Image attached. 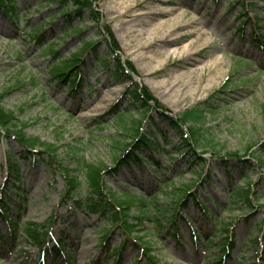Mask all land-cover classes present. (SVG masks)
Instances as JSON below:
<instances>
[{"label":"rangeland","instance_id":"374dc122","mask_svg":"<svg viewBox=\"0 0 264 264\" xmlns=\"http://www.w3.org/2000/svg\"><path fill=\"white\" fill-rule=\"evenodd\" d=\"M45 1L16 0L17 9L12 12L0 4V110L24 122L26 135L52 144L59 166L80 181L74 199L91 194L86 162L97 166L106 197L119 190L150 196L157 192L164 173L174 179L164 190L190 185L209 210L204 213L191 198L175 228H168V216L159 215L164 229L148 220L138 227L143 231L136 228L126 233L120 225L105 245L107 238L101 242L100 231L106 221L101 213L78 209L72 199L62 200L63 171L33 163L0 128V193L21 208L20 223L46 222L54 216L42 252L0 214V264H264V156H260L264 146V0H93L96 25L88 16L73 17V25H86L84 32L59 38L68 29L67 21L56 13L55 4ZM232 1L234 7L229 9ZM242 11L244 15H239ZM38 25L43 32L40 45L31 32ZM111 34L117 46L106 41ZM84 38L98 44L82 52L70 77L53 75L54 63L81 53ZM53 40L60 51L56 60L46 50ZM105 56L108 67L99 61ZM216 59L223 66L211 72L209 65ZM117 62L125 72L113 77ZM129 62L132 68L127 67ZM71 77L79 81L70 85ZM137 86L147 87L163 106L149 113L163 132L160 135L151 126L152 139L164 151H137L144 158L142 163L124 164L108 174L103 169L116 168L113 157L120 153L112 142H131L122 135L125 131L116 121L117 112H130L124 120L127 125L142 116L131 95ZM208 99L214 111L206 112L203 131L216 146L196 145L195 157L191 152L182 155L175 149L181 145L180 138L166 117ZM165 134L169 142L163 139ZM11 152L22 172V180L16 183L6 166ZM236 183L252 184L257 198L252 200L253 208L229 205ZM18 188L27 203L10 198ZM170 197L160 193L157 200ZM136 205L130 208L131 214L137 213ZM4 210L16 217L11 207ZM215 215L230 224V232H215L214 242L206 246L218 227ZM176 228L179 236L174 234ZM125 240L121 256L113 255ZM143 242L151 248L155 263L140 255ZM56 251L61 255L56 256Z\"/></svg>","mask_w":264,"mask_h":264},{"label":"trees","instance_id":"16d2710c","mask_svg":"<svg viewBox=\"0 0 264 264\" xmlns=\"http://www.w3.org/2000/svg\"><path fill=\"white\" fill-rule=\"evenodd\" d=\"M0 4H2L8 11L12 12L11 10L17 9L16 0H0ZM46 4H55L56 5V13L59 14L60 17H65L66 23L64 25L67 26V30L63 31L61 35L57 36L58 38L62 35L67 36H74L75 34H80L84 32L86 25H84L83 22H80L77 25H73L74 20H72L73 17L78 18L80 20H83L85 16H88L92 26L96 25V21H98L97 12L95 11L94 2L93 0H46ZM234 7V2H230L228 8L231 9ZM243 14L244 12H239V15ZM56 14H53L55 16ZM44 21V19H43ZM80 24H83L84 27H81ZM91 26V27H92ZM41 25H38V27H35L31 30L33 33V37L36 38L35 40L38 41V44L40 45L42 43V33L40 29ZM89 27V26H88ZM89 27V28H91ZM104 33V32H103ZM66 36V37H67ZM106 39V38H105ZM106 41L108 43L113 44V46H117L116 42L111 34L110 38ZM53 42H50L46 45L47 52L51 53L53 55V59L56 60L60 56V51H58V47L53 46ZM82 48L81 53L77 52L73 54L75 56V59H64V60H58V65L55 63L50 68V72L53 75H58L59 77L64 76L65 78L70 77V74L74 72V70L78 67V62L80 61V56L82 52L93 48L95 44H98L94 42L93 40H87V38H84L82 41ZM111 47V46H110ZM112 49V47H111ZM45 50V51H46ZM115 57V56H114ZM113 57V58H114ZM99 61L108 67V59L107 57H100ZM128 68H132L131 63H127ZM125 72V69L123 66L117 62L116 69L111 75L113 77H119L123 75ZM77 78H70V85L71 83L74 85L78 81H76ZM131 95L134 98V100L139 104L135 110L139 111L142 116L140 119H131L129 125H127V122H125V118L130 117V112L123 110L121 112H117L116 114V121L118 124L122 125V130L125 131L122 133V135L128 136L131 138V142L129 143H121L120 141H113L112 147L115 148L118 153L114 154V161L117 164L116 168H105L103 169V172L106 173H113L117 172L118 168L121 165L124 164H140L143 162L144 158L137 152L141 151L143 149H151V150H159L164 151V147H161L158 143V141L153 140L152 136L155 135L150 127L153 126L155 131L163 135L162 129L159 127V124L153 119V116L149 113L150 110L156 111L159 110L158 108H162L163 106L160 105L158 101H156L153 96L151 95L149 89L147 87H139L137 86L135 89L131 91ZM210 110L211 112L214 111L211 108L210 99L205 100L197 105H195L192 108H188L183 110L182 112H179L175 117L173 116H167L166 119L169 121L170 126L174 129L178 137L180 138L181 145L179 147H175V149L180 152L182 155H185L189 152L192 153L193 157L194 155V149L196 145H206L214 148L216 146V143H214L213 138H207L206 133H204V126L206 124V112ZM147 116V118H146ZM145 117V118H144ZM149 118V119H148ZM148 119V120H147ZM144 122L147 123L148 128L146 131H143L144 128ZM149 122V123H148ZM0 128L4 129L5 136L7 138L15 140L20 146L23 147V152L25 153L26 158H30L32 162H42L46 163L51 168H55L59 171H63L65 181H66V188L63 193L62 200L66 199H72L73 203L78 209L83 210H89L93 212H100L101 215L104 217L106 224L103 226L101 232V242L103 240H106L105 245L109 243L111 239V235L115 234L114 230L117 226H120L124 228V231L126 233H130L133 230L137 228L138 231H143L142 228H138L139 226L143 225V221H150L153 222L156 225L157 228L164 229L165 227L163 224L158 221L157 217L159 215L162 216H168L169 219V225L168 228H175L177 225L176 220L179 219V215L181 214V211L184 207L187 206V203L189 199H194L196 203H198L201 206V209L204 213H208L209 208L207 207V203L200 201L197 197L196 192H191L190 189L192 188L190 185L188 187L186 186H179V187H172L171 190L167 191L164 190L165 187L172 183L174 180L173 178H168L167 175L163 173V176L159 179L161 180L162 184L161 186H158L157 192H152L150 196L148 195H137L133 192H127L123 190H119L118 193H107L108 197L102 192L103 191V184L101 183V179L99 176V171L97 166L88 164L84 162L86 165V173H87V182L88 185L91 188V194H87L85 198L79 197L77 199H74L75 191L79 187L80 181L78 180L77 176H71L67 173V171L64 170L59 166V162L56 160L57 154L55 153V150L52 149V144L41 141L37 137L28 136L25 133L26 124L24 122H21L17 119L14 113L12 112H3L0 110ZM150 134L151 136H148ZM190 135V137H188ZM168 136L165 134L163 136V139L166 142H169L167 140ZM190 138V139H188ZM254 147L253 145L248 147L247 149H251ZM39 148V149H38ZM171 159H174L172 157V153L168 154ZM232 156L241 157L239 154L236 153L231 154ZM260 156H264V146L260 149ZM200 160L202 158L198 157ZM220 160L223 163L227 162V159H224L223 157L220 158ZM155 166H159V161L154 160ZM191 169L192 162L189 163ZM160 167V166H159ZM7 168L9 172V176L13 179V183H16L15 181H21L22 180V172L20 165L18 163V160L16 158V155L14 153H9V156H7ZM161 169H156V173L159 174V171L161 172ZM154 174V172H153ZM209 175V174H207ZM12 181V180H11ZM200 187V185H199ZM19 190V191H18ZM18 190H15V192L12 191V194L10 195V198L18 200L19 203L23 200L22 199V189L18 188ZM162 193L163 195L171 194L170 198H167L165 201H158L157 200V194ZM97 195L98 199L93 198L92 195ZM142 199L139 204L136 205L137 199ZM257 199L256 198V192L252 189V184L248 183L247 186L239 185L238 183L235 184L233 189L230 192V198H229V205L232 204H243L246 206V210L248 208H253L254 204L252 200ZM0 200L3 201V204L0 206V214L3 215V217L7 220V222L15 226V229H19L24 232L23 237L29 244L37 245L40 248H44V244L46 242V239L48 237V231L49 226L51 222L53 221V217L51 216L46 222H38L35 220H25L22 223L19 222V216L21 215V208L15 205H11L9 203V198L3 196L2 193H0ZM184 200V201H182ZM25 203L27 201L23 200ZM180 202V203H179ZM182 202V203H181ZM241 202V203H240ZM136 205L137 207V213L131 214L130 208L133 205ZM5 206H9L12 209L16 211V217L10 216V214L7 212V210H4ZM229 212L233 210V208H230V206L227 208ZM161 211H163L161 213ZM135 220V221H133ZM216 220V226L213 234L210 238H208L205 242V245H209L210 243L214 242L215 232L222 231L225 233L230 232L229 225L227 222H225L224 218L219 217L217 218V215H215ZM218 228V230H216ZM178 228H176V231L174 234L176 236H179V231H177ZM228 237L225 236V245L228 244ZM141 238H138L139 240ZM128 240V239H127ZM127 240L124 241V243L121 245L120 249L115 248L113 250V255H116L118 257L121 256L122 251L125 249V246L127 244ZM143 245L141 247L140 255H146L151 259L154 263L156 262L155 258L151 255V248L149 247L147 242H143ZM223 244V245H224ZM104 245V246H105ZM232 246V245H230ZM229 246V247H230ZM224 250V249H223Z\"/></svg>","mask_w":264,"mask_h":264},{"label":"bare ground","instance_id":"6f19581e","mask_svg":"<svg viewBox=\"0 0 264 264\" xmlns=\"http://www.w3.org/2000/svg\"><path fill=\"white\" fill-rule=\"evenodd\" d=\"M222 66H223V63H222V61H221L220 59H216V60H214V61L209 65V67H210V71H211V72H213L212 69H213V70L220 69Z\"/></svg>","mask_w":264,"mask_h":264}]
</instances>
